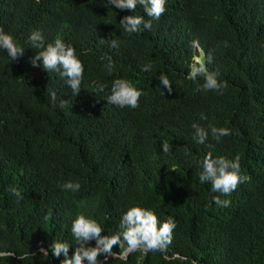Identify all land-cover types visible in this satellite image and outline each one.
Segmentation results:
<instances>
[{
	"label": "trees",
	"instance_id": "trees-1",
	"mask_svg": "<svg viewBox=\"0 0 264 264\" xmlns=\"http://www.w3.org/2000/svg\"><path fill=\"white\" fill-rule=\"evenodd\" d=\"M59 7L57 0H0V25L25 48L14 62L0 50V225L7 227L0 251L37 252L0 264H60L63 254L55 259L38 248L53 240L74 243L70 225L80 211L74 199L90 201L85 214L98 220L102 235L118 230L130 204L153 208L162 220L173 216L178 226L169 259L149 253L144 264H185L182 257L198 264H264V0H167L152 31L139 35L121 29L119 20L129 13L107 0H69L74 23L62 22ZM33 30L76 48L85 68L78 95L57 73L31 65L35 50L25 40ZM112 39L119 48L109 47ZM193 40L204 53L213 51L209 70L229 83L223 96L186 79L199 55ZM106 54L114 71L123 70L146 93L139 108L107 103L113 79ZM148 62L152 71L141 72ZM161 72L173 83L171 94L159 85ZM97 83L108 87L96 91ZM48 89L67 100L64 109L51 106ZM202 112L207 121L200 120ZM193 122L230 127L233 135L201 145L193 140ZM162 140L172 145L170 153H162ZM209 151L230 159L239 154L241 172L250 177L221 197L231 201L227 208L211 203L210 185L199 183L197 161ZM67 180L79 181L80 191H61L58 184ZM10 186L22 201L5 191ZM135 261L133 254L109 264Z\"/></svg>",
	"mask_w": 264,
	"mask_h": 264
},
{
	"label": "clouds",
	"instance_id": "clouds-1",
	"mask_svg": "<svg viewBox=\"0 0 264 264\" xmlns=\"http://www.w3.org/2000/svg\"><path fill=\"white\" fill-rule=\"evenodd\" d=\"M60 4L63 23H74L77 19L76 11L69 7V0H57ZM108 4L115 9L126 11L129 14L119 20L121 29L129 35L142 34L145 31H152L153 21H159L167 11V0H107ZM140 9V11H138ZM105 40L101 39V43ZM25 43L29 48L35 50V55L30 59L33 67H41L49 72H55L63 79L66 85L76 96L81 90L84 78V63L78 57L76 48L70 43H66L60 37L52 41H47L40 30L31 31ZM225 48L230 47L227 40L223 41ZM119 41L112 39L109 43L111 48H119ZM191 48L199 51V55L194 56L186 79L197 84L202 92L211 91L223 96L229 89V83L220 78V73L209 70L208 65L214 62L213 51L203 52L198 40H193ZM0 50L7 53L10 62L16 61L25 53V48L17 42L16 38L6 32L0 25ZM106 63L105 70L113 79L107 96V103L115 105L121 109L128 108L135 110L140 107V98L146 93L125 79L126 74L123 70L115 69V61L111 55L104 57ZM42 61V64H38ZM153 65L151 62L140 65L141 72H151ZM114 71V72H113ZM203 83H200V80ZM159 85L171 94L173 83L168 74L161 72L158 77ZM108 85L104 83L96 84V91L103 92ZM49 102L53 108L64 109L67 105L66 99H59L54 90L48 89ZM144 100V99H143ZM145 101V100H144ZM146 102V101H145ZM201 121H207L208 117L202 112ZM193 130V140L201 145L211 138L216 142H221L224 137L233 135L230 127L216 126L209 122L204 126L198 122L191 124ZM162 153H170L172 145L167 140L161 141ZM210 147V145H209ZM197 163L200 166L199 183L209 184V199L211 203L220 208H227L231 205L229 199L221 197L230 196L241 184L250 181L248 175L241 172V156L236 154L234 158L226 156H213L211 151L207 152ZM61 191L75 194L80 191L79 181L67 180L58 184ZM20 202L24 199L22 193L15 186L5 189ZM73 203L80 209L71 220L70 234L74 243L68 241L53 240L45 249L43 246L38 248L39 255L59 259L63 254L64 259L60 264H109V259H120L127 261L130 256L136 254L135 264H144L149 253H160L164 259H169L167 253L173 243L175 231L177 229L176 219L168 215L161 219L153 208L143 207L139 204H130L120 216L118 230L114 233L102 235L104 228L92 215H86L84 209L89 206L87 199L73 200ZM95 207V205H93ZM52 213L48 212L44 216L47 221ZM0 231H7L6 225H0ZM92 241H95L94 246ZM119 246V252H113L114 246ZM70 249L71 254H70ZM36 251H30L17 255L8 250L0 251V260L9 261L10 258L23 261L29 256L35 257ZM102 257V259H101ZM185 264H198L196 259L188 260L181 258Z\"/></svg>",
	"mask_w": 264,
	"mask_h": 264
}]
</instances>
